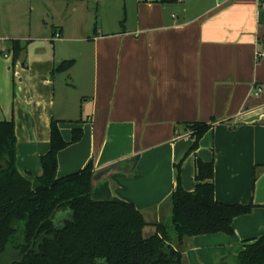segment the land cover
<instances>
[{
  "label": "crops",
  "instance_id": "crops-1",
  "mask_svg": "<svg viewBox=\"0 0 264 264\" xmlns=\"http://www.w3.org/2000/svg\"><path fill=\"white\" fill-rule=\"evenodd\" d=\"M56 32L0 35V120L14 121L17 170L35 188L51 120L68 142L80 128L57 153V176L92 162L91 198L132 203L148 236L170 221L178 163L193 190L196 153L214 164L216 200L255 207L233 219L231 235L171 245L185 264H236L243 242L264 235V0H143L121 26ZM12 40L25 43L14 61ZM62 59L74 65L52 75ZM209 120L186 154L185 125Z\"/></svg>",
  "mask_w": 264,
  "mask_h": 264
},
{
  "label": "trees",
  "instance_id": "trees-1",
  "mask_svg": "<svg viewBox=\"0 0 264 264\" xmlns=\"http://www.w3.org/2000/svg\"><path fill=\"white\" fill-rule=\"evenodd\" d=\"M11 44L14 61L23 45L18 40ZM73 65V59H62L53 66L52 75ZM213 121L185 125L192 139L186 154L195 153ZM81 135L82 130L74 128L70 141H65L58 121L51 120L49 150L40 159L42 171L33 188L15 165L14 121L0 120V260L7 253L8 259L13 258L1 264H185L181 252L171 245L173 236L181 242L185 236L199 234L231 235L233 219L255 207L216 200L214 164L195 153L193 190L182 188L178 163L170 221L154 224V233L144 236L146 222L132 203L91 198L92 162L57 176L58 151ZM59 211H68V217L60 218ZM235 262L264 264V235L245 240Z\"/></svg>",
  "mask_w": 264,
  "mask_h": 264
},
{
  "label": "rangeland",
  "instance_id": "rangeland-1",
  "mask_svg": "<svg viewBox=\"0 0 264 264\" xmlns=\"http://www.w3.org/2000/svg\"><path fill=\"white\" fill-rule=\"evenodd\" d=\"M138 1L143 0H0V35L35 37L53 34L61 26L64 34H79L84 27L92 34L110 21L121 26L135 14ZM57 215L63 219L69 212ZM4 257L0 264L13 259L8 253Z\"/></svg>",
  "mask_w": 264,
  "mask_h": 264
},
{
  "label": "built area",
  "instance_id": "built-area-1",
  "mask_svg": "<svg viewBox=\"0 0 264 264\" xmlns=\"http://www.w3.org/2000/svg\"><path fill=\"white\" fill-rule=\"evenodd\" d=\"M59 37H60V33L55 32L54 38H59ZM259 56H264V52L256 51V57H259ZM259 91H260V87L257 86L254 88V94H258Z\"/></svg>",
  "mask_w": 264,
  "mask_h": 264
}]
</instances>
